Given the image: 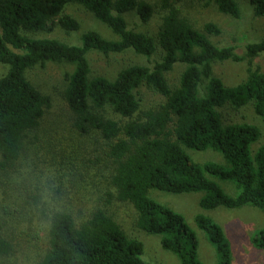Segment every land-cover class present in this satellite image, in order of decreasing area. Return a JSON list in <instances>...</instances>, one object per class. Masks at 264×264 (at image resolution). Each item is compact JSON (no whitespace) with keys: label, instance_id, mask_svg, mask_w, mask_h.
<instances>
[{"label":"trees","instance_id":"trees-1","mask_svg":"<svg viewBox=\"0 0 264 264\" xmlns=\"http://www.w3.org/2000/svg\"><path fill=\"white\" fill-rule=\"evenodd\" d=\"M194 1L241 17L238 0H0V65L7 67L0 77V264L16 254L18 242L41 238L35 264H147L143 243L128 236L110 212L115 203L131 206L134 227L159 236L161 248L180 264H202L194 232L180 214L151 199V190L202 192L204 210L250 206L264 213V145L254 154L250 150L259 130L227 122L223 113L251 105L264 123V73L254 64L264 56V39L247 43L241 56L234 46L215 45L211 37L219 36L220 28L212 22L198 28L182 10V4ZM248 1L254 16L264 18V0ZM70 5L82 7L118 39L87 31L80 45H73L27 36L54 28L77 32L78 21L65 14ZM158 12L161 22L154 34L130 29L125 18L135 14L146 25ZM127 51L144 57L147 65L124 67L113 79L92 76L91 52L107 57ZM227 61L248 66L246 78L233 86L214 74V66ZM48 63L73 67L65 74L61 97L81 139L74 161L84 174L76 168L61 173L70 186L78 177L80 182L89 177L99 188L90 192L80 215L69 201L63 203L64 184L43 192L29 184L28 174L21 176V159L39 150L41 121L52 104L26 72ZM179 67L177 81L170 82ZM142 89L160 101L146 105ZM206 150L221 154L227 167L197 164L187 154ZM207 176L232 182L237 194L227 195ZM194 222L214 248L216 264H231L230 244L220 226L203 215ZM35 223L40 228L32 231ZM251 244L264 250V229Z\"/></svg>","mask_w":264,"mask_h":264},{"label":"rangeland","instance_id":"rangeland-1","mask_svg":"<svg viewBox=\"0 0 264 264\" xmlns=\"http://www.w3.org/2000/svg\"><path fill=\"white\" fill-rule=\"evenodd\" d=\"M147 1L158 3V0ZM238 2L241 9L239 19L219 13L213 5L206 7L197 1L190 2V6L187 5L188 3L182 4L181 7L184 14L198 28L207 22L216 24L220 28L221 34L217 37H211V41L220 47L234 46L236 53L241 56L247 43L264 39V18L254 16L248 0H238ZM65 14L78 21L80 29L77 32L66 34L60 28H54L50 33L28 34L27 36L58 39L73 45H80L81 36L87 31H95L108 40L116 41L118 39L107 26L96 21L90 13L78 5L68 6ZM125 18L130 29L154 34L161 22V12L154 15L146 25H143L135 14H128ZM158 57L155 55L153 58ZM88 59L92 76H104L108 79H113L117 72L124 67L134 64L147 65L144 57L138 56L132 51L111 54L107 57L97 52H91ZM254 64L264 73V56H260ZM247 68L245 62L227 61L215 65L213 69L215 76L220 78L226 86H233L246 78ZM72 70L73 67L67 64L48 63L43 68L36 67L26 72L27 80L39 91L49 95L52 104L41 121L39 150L35 155H33L35 150H31L21 159L24 163L21 166V176L28 174L29 184L32 187L41 188L43 192H49L59 182L64 184L63 203L67 204L69 201L71 209L80 215L86 201L92 196L90 192L93 193L99 188L95 186L96 182L89 177L84 178L82 182H80L81 178L78 177L76 184L70 186L66 183V177L61 173L63 169L76 168L78 173L84 174V169L74 161L77 158L75 152H81L79 149L81 139L71 128L68 108L61 97L65 74L72 72ZM181 70L180 67L175 69L169 76L170 82L175 83L177 81ZM6 72L7 67L0 65V77L4 76ZM141 92L146 105L160 101L158 96H153L144 89ZM223 113L227 122L248 123L258 128L260 136L257 142L251 145V154H254L260 146L264 145V123L255 115L251 105L237 111L224 109ZM187 154L197 164L217 163L227 167L222 155L212 150L188 151ZM61 176L63 177L61 178ZM207 178L216 182L227 195L235 196L237 194L232 182L221 181L211 176H207ZM203 195L202 192L177 195L156 190H151L149 193L151 199L171 208L184 218L185 223L194 232L197 239L198 260L202 264H216L217 256L203 231L197 228L194 222L196 215L209 217L220 226L230 244L231 264H264V250H257L251 244L252 236L258 230L264 229V213L250 206L236 210H227L221 207L214 210H204L199 206V201ZM68 196H70V200L67 199ZM110 212L128 236L137 238L143 243L142 258L147 264H180L174 255L161 248L159 236L148 235L134 227L135 212L131 206L115 203L110 208ZM32 228V231H36L40 226L35 223ZM42 244V238L40 241L23 239V244L18 242L16 246V254L4 264H35Z\"/></svg>","mask_w":264,"mask_h":264}]
</instances>
